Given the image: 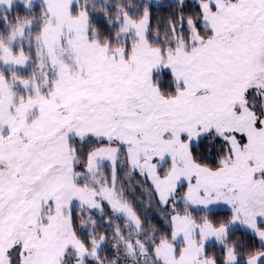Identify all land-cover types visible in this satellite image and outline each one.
Returning <instances> with one entry per match:
<instances>
[{"label": "snow or ice", "instance_id": "6c2138e0", "mask_svg": "<svg viewBox=\"0 0 264 264\" xmlns=\"http://www.w3.org/2000/svg\"><path fill=\"white\" fill-rule=\"evenodd\" d=\"M0 264H264V0H0Z\"/></svg>", "mask_w": 264, "mask_h": 264}]
</instances>
